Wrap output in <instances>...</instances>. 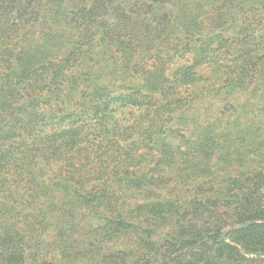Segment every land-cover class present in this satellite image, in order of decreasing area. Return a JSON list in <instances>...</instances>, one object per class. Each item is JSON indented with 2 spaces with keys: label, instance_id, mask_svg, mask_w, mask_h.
<instances>
[{
  "label": "trees",
  "instance_id": "1",
  "mask_svg": "<svg viewBox=\"0 0 264 264\" xmlns=\"http://www.w3.org/2000/svg\"><path fill=\"white\" fill-rule=\"evenodd\" d=\"M0 264H264V0H0Z\"/></svg>",
  "mask_w": 264,
  "mask_h": 264
}]
</instances>
